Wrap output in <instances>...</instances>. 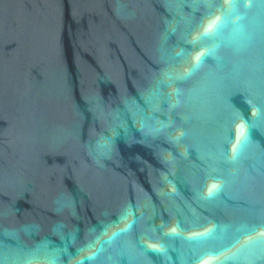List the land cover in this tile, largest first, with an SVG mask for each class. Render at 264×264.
<instances>
[{
    "label": "water",
    "instance_id": "water-1",
    "mask_svg": "<svg viewBox=\"0 0 264 264\" xmlns=\"http://www.w3.org/2000/svg\"><path fill=\"white\" fill-rule=\"evenodd\" d=\"M0 264H264V0H0Z\"/></svg>",
    "mask_w": 264,
    "mask_h": 264
}]
</instances>
